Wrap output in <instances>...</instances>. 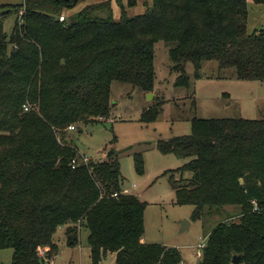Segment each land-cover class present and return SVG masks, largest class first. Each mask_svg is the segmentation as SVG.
Returning a JSON list of instances; mask_svg holds the SVG:
<instances>
[{"label":"trees","instance_id":"16d2710c","mask_svg":"<svg viewBox=\"0 0 264 264\" xmlns=\"http://www.w3.org/2000/svg\"><path fill=\"white\" fill-rule=\"evenodd\" d=\"M85 1L0 5V251L12 250L11 264H50L55 232L66 227L69 247L88 232L91 264L110 254L115 264H181L178 250L141 243L147 203L121 193L114 153L84 164L66 133L108 116L112 82L152 93L160 41L175 44L168 55L176 87L189 88L188 64L197 78L206 61L235 70L239 80L263 82L264 28L247 33V2L264 0H151L132 18L120 6L118 20L107 0L64 16ZM13 16L7 36L3 24ZM158 113L141 119L155 122ZM156 147L186 160L169 182L176 203L193 207L191 221L221 216L196 264H232L233 257L264 264V119L194 118L189 136ZM134 167L143 173L141 156Z\"/></svg>","mask_w":264,"mask_h":264},{"label":"rangeland","instance_id":"374dc122","mask_svg":"<svg viewBox=\"0 0 264 264\" xmlns=\"http://www.w3.org/2000/svg\"><path fill=\"white\" fill-rule=\"evenodd\" d=\"M3 1V0H0ZM0 5H20L22 0H7ZM86 4L107 2V0H86ZM5 3V4H4ZM151 0H137L133 7H127V0H111L112 16L118 20L120 6L129 18L143 14ZM247 33L264 28V4L247 2ZM79 9L81 8L78 6ZM79 9L68 11L64 16H72ZM104 16V15H103ZM16 17L4 21L7 36L12 31ZM175 44L164 41L154 46V89L145 93L129 84L112 82L110 85V110L101 122L79 125L74 131H67L70 143L79 157L90 161H104L113 152L121 168L124 187L136 186L132 195L146 202L144 210V240L147 244L165 246L180 252L185 264H196L192 258L198 243L205 239L213 224L221 220L214 213L211 222L191 221L193 207L176 203L170 172H175L186 160L173 154H162L157 150L159 141L174 137L189 136L192 119L221 120L243 119L247 121L264 119V81H242L233 69H218L216 62L206 61L201 67L199 77H195L191 64L185 68L190 81L189 88L174 86L177 73L172 72L169 51ZM159 109L155 122L145 123L143 113ZM141 156L143 173L138 174L134 158ZM190 178L189 173L183 175ZM178 178V175L174 177ZM226 212L235 214L232 208ZM183 221L190 227L180 232ZM66 227L57 229L54 243L58 248L57 256L51 264H91L88 260L84 229L80 234L78 248L66 245ZM40 254H43L42 251ZM12 250L0 251V264H11ZM102 264H114L107 258ZM182 264V263H181Z\"/></svg>","mask_w":264,"mask_h":264},{"label":"built area","instance_id":"2783aa9c","mask_svg":"<svg viewBox=\"0 0 264 264\" xmlns=\"http://www.w3.org/2000/svg\"><path fill=\"white\" fill-rule=\"evenodd\" d=\"M64 20V16H60V18H59V22H62ZM29 109L28 108H25V111L27 112ZM75 129H74V127H69L68 128V131H74ZM81 161L84 163V164H87V163H89L90 162V160L87 158V157H85V156H81ZM75 165H76V161L75 160H73L72 162H71V166H72V169L75 167ZM133 189H135V186H132V187H128V188H126V187H123V189H122V191H121V193L123 194V195H129V194H132V190ZM114 196H116V194L114 195ZM256 210V208L254 209V211ZM205 242H206V239H202L201 240V242H199L197 245H198V249H197V251H196V253H195V257L197 258V259H200V257H201V253H202V250L205 248V246H206V244H205Z\"/></svg>","mask_w":264,"mask_h":264},{"label":"crops","instance_id":"0c3cea01","mask_svg":"<svg viewBox=\"0 0 264 264\" xmlns=\"http://www.w3.org/2000/svg\"><path fill=\"white\" fill-rule=\"evenodd\" d=\"M23 1V0H22ZM1 3H3V2H9V1H7V0H3V1H0ZM5 4V3H4ZM5 5H8V4H5ZM86 5H88V4H86V2H82L81 4H79V5H77L76 6V8L74 9V11L76 10V9H79V7L78 6H80L81 8L82 7H84V6H86ZM9 6H11V5H9ZM80 8V9H81ZM135 189H136V186H135ZM134 190V189H133ZM132 190V191H133ZM138 197V196H137ZM139 198V197H138ZM190 227V226H189ZM141 243H143V244H146V242H145V240H144V238H143V240L141 241ZM80 246V240H79V243H78V245L76 246V247H74V248H78ZM86 248H87V246H86ZM87 250H88V260L90 261V250H89V248H87ZM195 253H196V251L194 252V254H192L191 256H192V258H195V259H197L196 257H195ZM57 256V255H56ZM55 256V257H56ZM54 257V258H55ZM54 258L52 259V261L54 260ZM107 258H110L111 259V262L112 263H114V260H115V255H112V254H110V255H108L102 262H101V264L103 263V262H105L106 261V259ZM51 261V262H52ZM51 264V263H50ZM115 264V263H114ZM182 264H185V263H183L182 262Z\"/></svg>","mask_w":264,"mask_h":264},{"label":"water","instance_id":"95a60500","mask_svg":"<svg viewBox=\"0 0 264 264\" xmlns=\"http://www.w3.org/2000/svg\"><path fill=\"white\" fill-rule=\"evenodd\" d=\"M248 178V176H247ZM190 226V223L188 221H183L181 227H180V232H184L187 230V228ZM241 259H239V257H233L232 258V264H240Z\"/></svg>","mask_w":264,"mask_h":264}]
</instances>
